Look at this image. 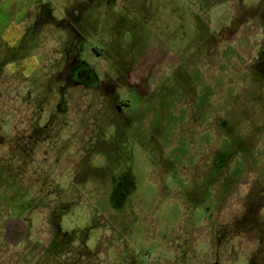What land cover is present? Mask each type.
<instances>
[{"label":"rangeland","instance_id":"rangeland-1","mask_svg":"<svg viewBox=\"0 0 264 264\" xmlns=\"http://www.w3.org/2000/svg\"><path fill=\"white\" fill-rule=\"evenodd\" d=\"M0 264H264V0H0Z\"/></svg>","mask_w":264,"mask_h":264},{"label":"water","instance_id":"water-1","mask_svg":"<svg viewBox=\"0 0 264 264\" xmlns=\"http://www.w3.org/2000/svg\"><path fill=\"white\" fill-rule=\"evenodd\" d=\"M9 227L16 228L17 231L20 233V235H23L22 232H24V227H25L23 222H20L17 219H14L12 221H6L5 228H9Z\"/></svg>","mask_w":264,"mask_h":264},{"label":"crops","instance_id":"crops-1","mask_svg":"<svg viewBox=\"0 0 264 264\" xmlns=\"http://www.w3.org/2000/svg\"><path fill=\"white\" fill-rule=\"evenodd\" d=\"M147 59H148V58H147ZM147 59L145 58V59H143V61H141V62H142V65H143V66H142V69H144L143 67L147 66V61H146ZM161 61H162V60H161ZM161 61H160V62H161ZM168 61H170V60L168 59ZM168 61H167V62H168ZM161 66L164 67L163 64H162ZM142 69H141V70H142ZM148 76H149L150 79H151L150 73H148V74L146 75V77H148Z\"/></svg>","mask_w":264,"mask_h":264},{"label":"flooded vegetation","instance_id":"flooded-vegetation-1","mask_svg":"<svg viewBox=\"0 0 264 264\" xmlns=\"http://www.w3.org/2000/svg\"><path fill=\"white\" fill-rule=\"evenodd\" d=\"M13 7V6H12ZM8 11H9V8H8ZM11 11L13 12V8H11ZM86 72V71H83L82 69H80V73L79 74H82L83 76V73ZM79 74L77 75V77H79ZM18 239V238H17ZM16 241V240H15ZM18 241V240H17Z\"/></svg>","mask_w":264,"mask_h":264}]
</instances>
